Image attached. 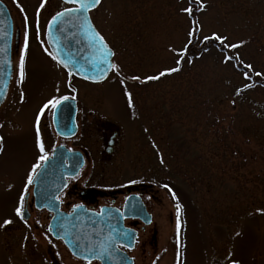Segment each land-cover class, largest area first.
<instances>
[{
    "label": "rangeland",
    "instance_id": "1",
    "mask_svg": "<svg viewBox=\"0 0 264 264\" xmlns=\"http://www.w3.org/2000/svg\"><path fill=\"white\" fill-rule=\"evenodd\" d=\"M2 1L20 48L0 106V264H52V257L78 264L48 233L46 211L34 209L26 220L15 211L38 157L54 143L52 106L44 105L73 89L78 131L69 140L55 135V145L87 155L61 199H77L73 185L110 191L153 183L152 220L130 251L134 264H264V0H101L90 16L116 67L101 83L72 77L71 86L44 36L65 4ZM214 33L240 45L225 48L238 64L225 60L220 41L204 39ZM38 116L44 153L36 146ZM106 129L118 130L111 154Z\"/></svg>",
    "mask_w": 264,
    "mask_h": 264
},
{
    "label": "water",
    "instance_id": "2",
    "mask_svg": "<svg viewBox=\"0 0 264 264\" xmlns=\"http://www.w3.org/2000/svg\"><path fill=\"white\" fill-rule=\"evenodd\" d=\"M61 1L69 5L66 8L76 7L66 0ZM96 7L97 5L90 8L87 13H73L52 23L55 13L47 22V46L56 55V62L67 72L68 83L72 75L90 82H100L112 69L113 50L103 38L107 49L105 51L85 31L83 18L87 16L95 32L99 33L89 16V12ZM49 31L52 39H49ZM18 33L17 30L14 34L15 50L18 46ZM12 37V19L7 7L0 1V105L5 100L12 76ZM65 60L71 61L67 67L62 63ZM59 101L53 110V126L59 136L69 138L77 132L76 101L75 98ZM110 150L107 149V152ZM83 164L80 151L69 150L64 145L55 146L51 156L43 161L32 177L35 207L45 208L50 212L48 232L53 238L60 239L75 257L87 261L98 260L101 264H133L132 257L118 246L132 249L137 236L136 230L123 225L124 218H137L144 225L151 222V215L138 196H129L122 212L105 206L97 212L81 205L73 207L71 212L60 210L57 196L66 186L67 178L76 176ZM22 216L27 219L29 214L23 210Z\"/></svg>",
    "mask_w": 264,
    "mask_h": 264
},
{
    "label": "flooded vegetation",
    "instance_id": "3",
    "mask_svg": "<svg viewBox=\"0 0 264 264\" xmlns=\"http://www.w3.org/2000/svg\"><path fill=\"white\" fill-rule=\"evenodd\" d=\"M19 48H20V38H19ZM18 52H19V49L17 51L13 50V58ZM53 110H54V108L52 107L51 118H52ZM77 113H78V105H77ZM76 122H77V116H76ZM77 125H78V123H77ZM51 126H52V133H53V138H54L53 141H54V143L52 145V150L47 155V157L49 155H51V153L55 150V127L53 126V123H52ZM107 132H108V129H106V131H103V137L106 138L105 139L106 142H105V147H104L105 148L104 149V151H105L104 153H107V149H111L110 153H107V154H111L114 151L115 147H116V140H117L118 130L117 129H111L109 133H107ZM107 134H108V136H107ZM69 139L70 138H68V139L67 138H62V140H69ZM109 142L111 144H109ZM58 144H62V143H58ZM69 149H71V148H69ZM81 152L83 153L84 159L86 160L87 153H85L83 151H81ZM105 158L106 157L103 154L102 159H105ZM69 180L70 179H68V183L65 186V188L57 196V199H58V201L60 203V209L62 211H64V212H71L72 208L75 207V206H78V205L84 206L86 209L93 210V211H99V209L101 207L105 206V207H113V208H115L117 210H120L122 212V208L124 206V203H125L126 199L129 196H131V195H136V196H138L140 198L141 202L143 203V205L145 207V210L149 214H151L149 209H148L149 207H148V202H147L148 199H147V197H151V198H154V199L156 197L153 183H145V182L125 183L122 186H120L118 189L105 191V193H102V194H101V192H99L101 189H97V188L94 189L92 187L85 188V189H79V187L77 185H73V189L71 191H69V193L73 194L75 197H77V199L65 202L63 199H61V195L69 187V185H70ZM32 189H33V185L30 184L29 189L25 190V192L23 194L24 199H23L22 210L26 209V211L29 214L34 209L38 210V211L43 210V211L47 212L48 216H50V213L46 209H37V208H35L33 190ZM111 191H115V192L113 194H111ZM101 198H106V199H108V201L100 203V199ZM151 216H152V214H151ZM123 225L128 227V228H132V229L137 230V237H138L139 233L145 231L149 227L150 224L146 225V226H143V223L140 220L136 219V218H124L123 219ZM152 232L154 234V235H152V238L155 239V229H153ZM136 240H137V238H136ZM55 241H60V240L59 239H55ZM135 243H136V241H135ZM118 248L121 249V250L125 249L123 246H119ZM132 250H130V251H132ZM130 251L128 250L127 253H128L129 256H131L133 258V256L130 254ZM72 258L78 264H91V263L101 264L98 260L86 261V260H81L79 258H76L74 256H72ZM133 262H134V260H133ZM52 264H59L57 262L56 258H54V257H52Z\"/></svg>",
    "mask_w": 264,
    "mask_h": 264
},
{
    "label": "snow or ice",
    "instance_id": "4",
    "mask_svg": "<svg viewBox=\"0 0 264 264\" xmlns=\"http://www.w3.org/2000/svg\"><path fill=\"white\" fill-rule=\"evenodd\" d=\"M66 2H70L72 3L73 5H76V7H72V8H65L63 11L61 12H58L56 13L55 16L52 17V23H55L56 21H58L59 19L65 17V16H69L73 13H87V11L92 8V7H95L96 5H98L100 3V0H66ZM21 11L23 12V8H21ZM184 11L188 12V13H191L192 12V9L191 8H187V9H184ZM84 24L86 25L85 27V31L89 34V37L92 41L96 42L99 44V46L101 48H103L105 51H107L106 49V45L104 44V40H103V37L99 35V33H96L93 26L88 22V18L87 16H85L84 18ZM27 20V17L25 16V21ZM195 31H198V28L196 29H193V31L189 32V36H192L194 34ZM49 35V39H52V34H51V31H49L48 33ZM27 33H25V50L27 49ZM206 41L207 40H210V39H213V40H216V41H220L221 45L223 46V48H238L240 45L238 44H231V45H227V44H224V40H226V37H221L219 35H216L215 33L213 34L212 37H205L204 38ZM45 52H47V49H45ZM47 54L49 56L52 57L53 60H56L57 57L56 55H54L53 53L51 52H47ZM234 57H231V56H225V59L226 60H231L233 59ZM62 63L64 64L65 67L68 66L69 63H71V61H68V60H65V61H62ZM177 63H180L179 60H177ZM20 78H21V82L23 81V78H24V55L21 54L20 56ZM113 68H115L116 66L115 65H112ZM245 68H248L250 69L251 66L250 65H245L244 66ZM178 69H171L169 71H177ZM71 74V73H70ZM165 73H161L160 75H164ZM244 75L245 77L248 76V72L245 71L244 72ZM256 75H260V73H256ZM158 77H150V79H157ZM62 99H68V97H63ZM60 101L59 100H49L47 104L44 105V108H47L49 105H51L53 108H55L57 106V104H59ZM43 112V108L41 109V113ZM2 139V138H0ZM36 146L37 148L40 150L41 153H44V147H43V143L40 139V131H39V116L37 117V127H36ZM47 159V155L46 154H42L38 157V160L39 161H43V160H46ZM38 165H34L33 168L35 169ZM28 183H32V176L31 174L28 176ZM23 199L24 197L21 196L20 200H21V206L17 207L15 209L16 211V214L21 216V218H23L22 216V205H23ZM79 207V206H77ZM177 236H179V231H180V221H179V209H180V206L179 204H177ZM5 224H8L10 223V221H5L4 222ZM177 243H179V240L177 241ZM88 251H91V249H87ZM85 259H87V257H85ZM232 264H238V262L236 261H233Z\"/></svg>",
    "mask_w": 264,
    "mask_h": 264
},
{
    "label": "trees",
    "instance_id": "5",
    "mask_svg": "<svg viewBox=\"0 0 264 264\" xmlns=\"http://www.w3.org/2000/svg\"><path fill=\"white\" fill-rule=\"evenodd\" d=\"M220 48H221V49H220ZM220 48H219V51H220V52H222V53H223L224 51L227 52V53H226V56L234 57V58L231 59V60H226V59H225L226 61H228V62H233V63L238 64L235 54L232 55L231 53H229L228 51H226L225 48H223V47H220ZM184 54H185V53H184ZM167 186H169V185H167ZM168 188H169V187H168ZM169 190L172 192V189H171V188H169Z\"/></svg>",
    "mask_w": 264,
    "mask_h": 264
}]
</instances>
